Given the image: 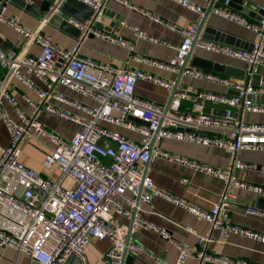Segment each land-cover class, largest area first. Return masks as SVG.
<instances>
[{
  "label": "built area",
  "instance_id": "2783aa9c",
  "mask_svg": "<svg viewBox=\"0 0 264 264\" xmlns=\"http://www.w3.org/2000/svg\"><path fill=\"white\" fill-rule=\"evenodd\" d=\"M64 1L57 0L49 14L58 11ZM78 1L91 7L94 15L89 24L69 19L81 30L80 38L70 50L56 46L50 36L43 34V25L35 30L27 29L16 18L6 15L5 6H0V24L16 31L25 41L18 52L6 51L0 45V67L8 71L6 78L0 80V121L9 134V144L0 148V247L15 250L18 256L30 259L31 264H65L72 256L80 264H89L87 252L92 240H108L111 248L104 259L112 264H120L125 249L127 256L146 258L151 264H167L133 239L134 228L139 226L155 230L164 240H172L167 231L147 224L140 217L142 205L150 204L154 198L165 199L194 214L199 220L207 221L212 231L218 232L221 243H226L231 235L264 243V234L235 224L229 209V191L234 187L264 197V187L239 180L234 175L235 170L256 169L238 158L241 151L264 152V124L247 122L242 116L244 113H264V106L254 101V96L260 93L261 88L264 89V85L256 88L251 84L252 77L264 69V18L260 23H250L243 16L226 9L214 7L212 10L215 15L256 34L254 47L248 51L198 38L205 11L186 0H171L199 14L197 21L185 27L168 24L127 0ZM108 1H115L180 35L181 43L170 62L135 55L137 61L180 73L196 44L201 49L245 63V81L191 67H186L183 75L224 86L236 91L237 95L191 92L177 86V82H167L142 70L82 57L79 49L91 35L125 47L130 52L135 51V45L118 33L95 28V24L102 21ZM205 1L209 5L210 0ZM121 26L130 28L137 38L144 41L167 44L125 22ZM32 46L40 49L37 56L29 54ZM30 76H34L45 88L38 89ZM13 77L35 91L40 99L35 102L27 95L23 96L33 108L31 116L21 109L18 99L8 90ZM138 81L151 82L171 93L176 90L170 106L138 97L135 92ZM60 87L91 99L95 106L90 107L67 97L59 91ZM4 100L17 113V120L3 110ZM183 101L190 103L187 111L182 110ZM208 103L225 106V114L207 113ZM61 105L81 111L88 118L65 111ZM42 112L79 125L82 130L71 139H65L39 122L37 115ZM130 117L146 122L148 126L136 123ZM101 123L140 133L142 142L129 140L101 126ZM164 139L223 149L231 156L232 167L223 171L155 148ZM30 143L46 151L42 165L48 175L27 167L21 161L23 149ZM155 157L224 181L225 190L218 202L206 211L156 186L150 178L144 177L146 164ZM259 170L264 173V167ZM186 183L190 181L186 180ZM114 215L128 220L135 218L133 229L114 226ZM187 230L197 235L194 229L188 227ZM197 236L198 243L203 247L211 242L209 237ZM174 244L179 249L176 264H184L190 258L214 264H255L245 259L209 255L206 251L194 253L183 243Z\"/></svg>",
  "mask_w": 264,
  "mask_h": 264
},
{
  "label": "crops",
  "instance_id": "0c3cea01",
  "mask_svg": "<svg viewBox=\"0 0 264 264\" xmlns=\"http://www.w3.org/2000/svg\"><path fill=\"white\" fill-rule=\"evenodd\" d=\"M56 1L57 0H13V2H11L10 0H3L0 2V6H5L6 15L8 17L16 18L19 24L27 29L35 30L40 25H43V34L50 36L56 46L70 50L78 41L77 31H75V29H69L68 31L61 29L56 25V22L51 23V20L55 15H61L67 20L77 19L80 22L82 21L65 13V11L61 9L63 4L58 11L56 10L49 14L52 8H54ZM127 1L139 7L146 13L159 16L166 23L176 25L177 27H185L189 23L195 22L199 19L198 13L171 0ZM186 1L204 9V11L208 8V3L205 0ZM246 1L256 3V5H259L260 7L259 9H264V0ZM227 2H229V0ZM26 3L28 8L24 7ZM236 6L242 8L245 7L243 4H237ZM71 8L80 18L89 17V11L86 9L87 7L79 8L72 5ZM215 8L226 9L229 12L241 15L250 23H260L258 19L261 15L259 14L258 9L250 10L247 7L249 13L244 14L236 9L228 7L227 5L216 4ZM39 11H42L40 17ZM250 13H254L253 16H250ZM211 19L212 22H217L221 27L220 29H225L232 35L241 38L249 44L255 43L257 40V36L254 32L235 22L227 20L224 17L215 15L213 12ZM90 21L91 20H88L82 23L89 24ZM122 22H125L130 26H135L142 33L160 39L167 44H153L149 41L139 39L134 35V32L130 28L122 27ZM98 24V27H96L97 24L95 25L96 29L108 33H118L128 42L135 45V51L130 52L125 47L112 44L97 37H88L83 41L79 49V53L82 57L91 58L98 62L111 63L117 67L142 70L167 82L178 81L179 73L151 67L142 64L134 58L135 55L140 57L147 56L157 61L170 62L176 55L177 48L181 43V38L177 31L153 23L142 14L132 11L115 1L107 2L102 21ZM200 38L204 39L203 35ZM24 43V38L20 34L7 25L0 24V45L6 51L18 52L23 48ZM39 52L40 49L37 46H32L29 50V54L32 56H37ZM194 57H204L245 71V63L242 61L216 54L197 46L194 49L192 59ZM191 61L188 67L193 68L190 66ZM260 72L264 74V69ZM7 73V70L0 67V80L5 79ZM218 75L230 79L245 81V78L230 77L222 74ZM30 78L38 89L41 90L45 88L44 85L34 76H30ZM180 86L184 90L191 92L209 91L217 94L230 95L235 92L224 86L205 81H196L187 76L182 78ZM8 90L18 99L21 109L28 115H33V108L23 99V96L27 95L33 101L39 102L40 99L37 93L30 90L21 81L14 77L9 82ZM59 91L64 93L67 97L75 99L85 105L90 107L95 106V102L91 99L83 97L67 88L60 87ZM135 92L141 99H146L159 105H168L172 96V93L164 87L147 81H138ZM259 92L260 93L257 96H254V101L264 106V89L261 88ZM61 108L77 116L88 118L81 111L68 105H61ZM189 108L190 103L183 101L182 110L187 111ZM225 109V106L213 103H208L206 106V112L215 115H221ZM3 110L12 119H18L17 113L6 100L3 101ZM114 115L118 116L117 113H114ZM242 116L247 122L264 124V113H244ZM37 119L47 129L68 140L82 130L81 126L70 123L47 112H42L37 115ZM101 126L118 132L134 142H142L143 136L140 133L107 123H101ZM8 144L9 134L4 123L0 121V148L6 147ZM155 148L188 159L192 162L211 166L223 171H229L232 167L231 156L223 149L216 147H206L189 142L164 139L160 144L155 145ZM45 155L46 151L44 149L37 144L30 143L25 145L21 161L27 167L41 172L44 175H48V172L44 170L42 165ZM238 158L243 162L254 165L256 169L251 171L235 170L234 175L239 180L264 187V173L259 170V168L264 167V152L241 151L238 154ZM147 177L150 178L159 188L206 211H209L214 207L218 202L220 195L225 190L224 181L196 172L189 167L169 162L161 157H155L149 163ZM186 180H189L190 183L187 184ZM229 194V209L232 221L243 228L264 234V208L258 206L260 196L254 192L237 187L232 188L229 191ZM262 207H264V203L262 204ZM141 208V219L147 224L154 225L159 229L167 231L172 240H164L155 230L141 228L139 226H135L134 228L133 239L137 244L143 245L153 255L159 256L167 264H176L179 257V249L174 242L183 243L185 246L192 249L194 253L206 251L209 255L245 259L255 264H264V243L262 242L238 235H231L226 243H221L218 232L212 231L211 225L207 221L199 220L194 214L187 212L183 208L162 198H154L150 204L142 205ZM112 224L114 226L130 227L131 220L114 215ZM188 227L194 229L199 236L211 238V242L206 247H203L198 243V236L190 233L187 230ZM110 248L111 243L108 240L99 241L93 239L87 252L89 264H106L108 261L104 259V255ZM0 264H31V261L25 256H18L15 250L11 248L0 247ZM69 264H77V259L71 260ZM134 264L151 263L146 258H140L137 259ZM184 264H200V260L197 258H190Z\"/></svg>",
  "mask_w": 264,
  "mask_h": 264
},
{
  "label": "water",
  "instance_id": "95a60500",
  "mask_svg": "<svg viewBox=\"0 0 264 264\" xmlns=\"http://www.w3.org/2000/svg\"><path fill=\"white\" fill-rule=\"evenodd\" d=\"M1 1H3V0H0V2ZM10 1L13 2V0H10ZM227 1L228 0H210L208 8L205 11V17H204V20L201 24L200 31L198 34V38H200L203 35V38L207 39L209 41H214V42H217L219 44L252 51V49L254 47V43L249 44L246 41H243L241 38L232 35L228 31H226L225 29H220L221 27L217 24V22H212V19H211L212 10L216 6V4L227 5L228 7L236 9V10H238L244 14L249 13L247 7L250 10H257L258 9L259 14L261 15V17L258 20H259V22H262L263 18H264V9H259L260 8L259 5H256V3H253L250 1L247 2L246 0H229V2H227ZM237 4H243L245 7L244 8L238 7V6H236ZM72 5L77 6L79 8L87 7L86 9L89 11V17L80 18L78 15H76L77 13L75 14L73 12V10L71 8ZM24 7L28 8L27 3H26V5H24ZM61 9L63 11H65V13H67L71 16H74L75 18L80 19L82 22L92 20V17L94 15V10L91 7L87 6L86 4H84L83 2L78 1V0H65ZM39 12H40L39 17H40L42 15V11H39ZM104 13H105V11H104ZM253 14L254 13H250V16H253ZM53 22H56V25L58 27L66 30V31H68L69 29H73V30L75 29V31H77V33H78L77 38L78 39L80 38L81 30L79 28L75 27L74 25H72L69 22V20H67L63 16L55 15L51 20V23H53ZM98 26H99V24L96 25V27H98ZM90 37H93V36L91 35ZM195 47H196V44L193 45L191 52H190L189 56L187 57L186 66L179 73V79L177 81V86L180 85V82H181L182 78L184 77V75H183L184 71L186 70V67L189 66V63L192 59V55L194 53ZM190 66H192L193 68H196V69L214 72L216 74H222V75H226V76H230V77H237V78H242V79L245 78V71L244 70H239V69L235 68L234 66L224 64V63H220V62H216L214 60L207 59L204 57H194L191 61ZM251 84H252V86H254L256 88H259L262 84H264V74H262L260 72L257 75H254L252 77V83ZM175 94H176V90H174L172 92L171 100L168 104V107L170 106ZM232 95H237V92L235 91ZM224 114H225V111L220 116H222ZM130 120H132L136 123H140V124H143L145 126H148V123L143 122L139 119L130 117ZM148 167H149V163L146 164L145 171H144V177H147ZM263 203H264V197L260 196V198L258 200V206H261V208H264V207H262ZM134 220H135V218H133L131 220L130 231L133 229ZM129 237H131V234L129 235ZM73 259H77V258L72 256L67 260V262L65 264H69L70 261ZM137 259H140V258H137L134 256H127V249H125L123 254H122L120 264H134ZM77 264H80V261L78 259H77ZM106 264H112V262L108 261ZM200 264H214V263H210V262H206L204 260H201Z\"/></svg>",
  "mask_w": 264,
  "mask_h": 264
}]
</instances>
